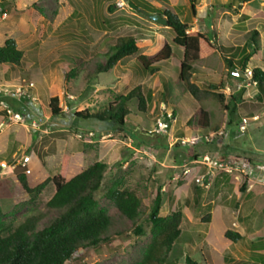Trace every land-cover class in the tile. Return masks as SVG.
<instances>
[{
	"label": "rangeland",
	"instance_id": "rangeland-1",
	"mask_svg": "<svg viewBox=\"0 0 264 264\" xmlns=\"http://www.w3.org/2000/svg\"><path fill=\"white\" fill-rule=\"evenodd\" d=\"M204 2L167 0V7L181 21L191 22L195 15L190 4L195 12H200ZM155 3L160 8L164 5ZM239 3L245 2H230L235 7ZM112 5L110 12L108 7ZM141 10L145 9L133 12L125 0H0V44L14 39L25 58L16 71L0 67V92H15L29 100L22 111L24 116L0 103V132L11 133L8 150L0 156V205L6 220L17 226L37 215L41 229L59 216L57 210L46 207L54 194L51 183L33 206L12 212L15 204L28 200L15 180L13 163L25 165L30 186H35L57 173L63 156L69 158L66 180L100 161L107 170L94 197L113 219L114 226L107 241L80 251L67 264H138L150 240L147 214L158 187L165 199L160 216L172 209L183 215L180 239L168 252L166 264H185L187 256L198 264H262L256 260L258 254L250 249V243L264 241V103L255 99V87L230 77L218 65L222 58L217 56L194 66L193 81L201 86L222 83L220 93L225 98L244 86L242 102L232 117L213 100L196 102L177 80L182 49L174 46L173 58L161 64L160 72L154 76L138 69L137 55L122 60L109 72L97 73L96 67L106 62L113 39H146L148 46L139 53L150 52L158 35L171 42L173 33L168 27L151 21ZM72 12H76V17L67 22ZM209 12L210 21L198 24L202 31L205 27L210 31L211 26L212 31L216 30V23L211 21L215 16H209ZM259 30L260 51L247 64L243 74L246 81L254 68L264 71V29ZM236 31L239 46L246 42L243 58L251 51L250 33ZM70 70L74 76L66 82L65 73ZM137 86L151 92L149 112H137V102L133 101L120 131L95 120H76L74 128L66 129L53 120L48 107L49 99L57 97L59 106L69 115L85 109L96 112ZM199 106L218 126V132L208 130L202 134L184 128L186 117ZM163 112H172L174 122L165 133L156 134L154 127ZM204 157L210 159L211 166L204 163ZM198 178H207L208 183L198 186ZM114 184L134 192L141 200L140 233L134 223L119 216L105 197ZM196 187L202 194L195 191ZM243 187L245 190L236 194ZM207 214L211 215L209 223L203 222ZM226 230L238 231L244 241L226 242Z\"/></svg>",
	"mask_w": 264,
	"mask_h": 264
},
{
	"label": "trees",
	"instance_id": "trees-1",
	"mask_svg": "<svg viewBox=\"0 0 264 264\" xmlns=\"http://www.w3.org/2000/svg\"><path fill=\"white\" fill-rule=\"evenodd\" d=\"M155 2H162L164 5L160 8ZM125 5L135 13H140V9H145L148 13L160 14L165 17L168 21L166 26L173 33V38L169 43L164 37L158 35L154 46L148 53H139L141 49L148 46L146 39H139L134 36L113 39V43L105 56L106 62L98 65L96 72H109L122 60L137 55L135 60L138 69L146 75L154 76L160 72L161 64L168 63L173 58L174 46L182 49V57L177 68L179 85L196 102L203 103L213 100L232 117L236 113L237 104L242 102V96L245 92L244 86L225 98L220 93V90L224 88L222 83L201 86L193 81L194 66L198 63L201 55H214L218 50L215 45L199 31L190 32L188 23L181 21L169 11L167 0H125ZM230 5H224V7L229 8ZM113 7V5L109 6L108 10L112 12ZM190 11L192 15L195 14L193 3L190 4ZM75 17L76 12H72L66 21L68 22ZM249 42L250 45L248 46L251 47V51L243 59L235 60L233 57H223V65L230 77L255 87L257 89L255 99L264 103L263 70L254 68L251 78L247 81L233 75L234 72L245 74L250 58L260 51L257 31H251ZM24 59V53L17 48L14 39H6L4 44L0 46V67L20 68L23 66ZM73 72L70 70L65 73L66 82L74 76ZM11 96L16 97L13 94ZM5 98L7 97L1 95L0 102L8 104L10 107ZM23 100L29 101L26 97H23ZM133 101L137 102V112L146 115L152 101L151 92L149 90L145 92L141 86H137L117 102L110 103L96 112L85 109L69 115L59 106L57 97L49 99L48 107L56 123L66 129L74 128L73 123L76 120L77 123L95 120L108 124L112 129L116 128L114 131H120L125 125L126 117L130 114L128 105ZM111 128L109 130L113 131ZM184 128L202 134H207L208 130L214 133L218 132V126L211 123L207 111L202 106H199L190 116ZM193 158L196 159L197 156ZM68 165L69 158L63 156L57 173L35 186H30L29 178L25 173V165H14L15 180L28 200L15 204L12 212L16 213L25 207L33 206L41 192L51 183L54 186V194L46 203V207L57 210L59 216L49 220L41 229L39 228L41 219L37 215L30 216L15 226L12 221L6 220V215L0 205V264H67L80 251L99 247L108 240L114 221L99 207L94 197V194L103 184L107 165L104 162H95L79 174L66 180ZM205 180L208 183L207 178ZM244 190L243 187L241 190H237L236 194ZM195 191L202 194V190L198 187L195 188ZM105 197L114 204L121 218L134 223L138 233L142 231V227L138 223L143 215L141 200L134 192L120 189L118 184H114L108 188ZM164 202V193L161 191V187H158L147 214L150 225V240L138 264H166L168 252L180 239L182 212L172 209L170 213L161 217L160 211ZM210 218L211 215L207 214L203 218V222L209 223ZM224 237L232 243L244 241V237L232 230H226ZM250 249L254 254H258L256 260H260L264 264V241L251 242ZM185 264L198 263L187 256Z\"/></svg>",
	"mask_w": 264,
	"mask_h": 264
},
{
	"label": "crops",
	"instance_id": "crops-1",
	"mask_svg": "<svg viewBox=\"0 0 264 264\" xmlns=\"http://www.w3.org/2000/svg\"><path fill=\"white\" fill-rule=\"evenodd\" d=\"M200 1H203V0H200ZM230 2H233V4H235L236 0H205L204 7H202L200 9V12L196 11L194 14L195 16L194 17L192 16L193 20L191 22L187 21L185 23H188V25L190 26V29H192V30H190V32L199 31L200 33L204 34V36L208 39V41H210L212 44H214L218 47L217 48L218 49L217 55H211V56H217L219 59H221L223 57H233L235 60H241L246 56V54H245V56L243 58H241V56L244 53V46H245L246 42L241 47L239 46V44H238V36L239 35H237L238 32L236 30L241 31L243 33V35L251 33V31L255 30L258 33H260L259 35L262 39V32L259 29L260 28L264 29V0H251V1L245 2L244 4L239 3V6H237V7H235V5H230L229 8L224 7V5L228 6V4H230ZM199 3L200 2H198L197 5L201 6V4H199ZM207 11H210L209 16H212V17L215 16L211 20L212 22L216 23V28H215L216 30L215 31H212V26H211L210 31L205 26H204L205 29L202 31L200 29V25L198 26V24L202 20L205 22V24L210 21L208 15H207ZM202 14H204V16ZM205 18H207V19H205ZM205 20H208V21H205ZM248 23L250 25L252 24V26L249 27ZM212 32H216V33H212ZM3 44H4V42H3ZM3 44H0V46H2ZM239 49H242V51H240ZM249 52H250V50H249ZM249 52H247V53H249ZM208 57H210V56L201 55V58L199 59L198 62H202L203 60L206 61L207 60L206 58H208ZM252 57L250 58V60L252 59ZM206 64H207V62H206ZM218 65H221L222 67H224L223 61L222 60L219 61ZM161 66L162 65H160V67ZM195 66H197V64ZM5 67H8V66H5ZM5 67H2V68H5ZM205 68L207 71L210 70L207 68V66H205L204 69ZM10 69L13 71H16L18 68H10ZM207 76H209V75H207ZM200 78L203 79L204 77L201 76ZM5 81L10 82L9 79H6V78H5ZM11 94H13L16 97H12V98L10 97L9 98V96ZM1 95H4V97H7L5 99L10 104V107H11L10 111H12L14 113L16 112V114L18 113V111H20L19 113L22 116H24V112H22V111L27 108V103L25 102V100H23L24 96L18 95L15 92H11L9 94H5V93L2 94L0 92V97H1ZM0 103H4V102H0ZM5 105L8 106V104H5ZM3 114H5V113L3 112ZM188 117H189V115L186 117L183 125H185L187 120L190 118V117L189 118ZM10 134L11 133L9 131L8 132L6 131V133L0 132V138L2 136H4L3 137L4 141H2V142L0 141V143H2L0 145V156L3 155L8 150V143L10 141V136H11ZM14 165H17V164L13 163L12 166H14ZM1 169H2V167H1ZM4 169L7 170V167H5ZM236 225H239V224L236 223ZM237 233H238V231H237ZM223 234H224V232H223ZM239 235H241V234L239 233ZM241 236L243 237V235H241ZM226 242H230V241H226Z\"/></svg>",
	"mask_w": 264,
	"mask_h": 264
},
{
	"label": "built area",
	"instance_id": "built-area-1",
	"mask_svg": "<svg viewBox=\"0 0 264 264\" xmlns=\"http://www.w3.org/2000/svg\"><path fill=\"white\" fill-rule=\"evenodd\" d=\"M173 113L169 112H163L162 117L157 120V123L154 127V133L160 134V133H165L167 129L169 128L170 124L174 122L173 118ZM197 140V138H195ZM204 163L207 164L208 166H211V161L208 157H204ZM206 179V178H205ZM205 179H196L195 182L198 186H203L205 183Z\"/></svg>",
	"mask_w": 264,
	"mask_h": 264
},
{
	"label": "water",
	"instance_id": "water-1",
	"mask_svg": "<svg viewBox=\"0 0 264 264\" xmlns=\"http://www.w3.org/2000/svg\"><path fill=\"white\" fill-rule=\"evenodd\" d=\"M141 12L143 13V15H145L148 19H150L151 21L157 23V24H160V25H164L166 26L168 21L165 17H163L162 15L160 14H152V13H148L147 11L145 10H141ZM236 77H241V78H245V75L243 74H240L238 72H234L233 73ZM0 170H1V167H0Z\"/></svg>",
	"mask_w": 264,
	"mask_h": 264
}]
</instances>
